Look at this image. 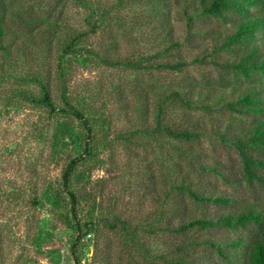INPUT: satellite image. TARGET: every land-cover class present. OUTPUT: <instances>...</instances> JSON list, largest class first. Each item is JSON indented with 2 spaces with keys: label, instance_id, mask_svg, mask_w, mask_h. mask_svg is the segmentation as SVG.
Listing matches in <instances>:
<instances>
[{
  "label": "rangeland",
  "instance_id": "1",
  "mask_svg": "<svg viewBox=\"0 0 264 264\" xmlns=\"http://www.w3.org/2000/svg\"><path fill=\"white\" fill-rule=\"evenodd\" d=\"M85 1L96 8L101 4L111 9L103 29L90 35L85 46L101 54L109 51L116 60L148 57L151 61L146 64H155L152 66L168 61L183 62L184 68L135 71L124 64L118 68L104 65L90 54L74 60L72 91L81 96L89 94L94 106L105 110L110 127L108 145L100 147L96 157L81 168V183L89 193L81 199L80 215L84 221L96 223L91 237L86 236L80 247L82 264H234L211 249L204 239L242 236L251 240L258 232L255 224L207 231L194 229L189 233L194 237L178 233L176 228L183 212L187 217H215L239 212L241 204L246 202L264 203V184L248 179L241 155L231 141L249 128L258 115L240 113L225 105L226 101L241 97L252 85L233 68L214 61L230 64L240 57L239 49L217 52L214 49L235 30L240 17L229 12L226 18L195 17L190 22L183 11L187 6L185 0H167L164 15L169 24L164 28L162 14L156 9L150 11L152 5L147 0ZM193 7L189 0L190 13ZM88 14L89 8L77 0H0L4 38H13L15 34L20 41L28 42L26 37L32 33L39 42L36 46L26 43L25 53L17 49L18 45L11 49V61L18 64L13 72L0 49V77H3L0 80V264L2 260L5 264H73L72 230L50 212L56 206L43 196L49 184L58 183L69 154L63 148L66 142L56 145L54 139L59 121H48L44 110L12 94L22 85L16 75L34 72L39 67L49 68L45 63L49 50L55 72L67 38L89 29ZM27 19H36L38 23L28 26L22 21ZM165 33L170 39L161 43ZM176 41L178 45H171ZM169 45V51L160 56ZM186 80L191 87L195 85L194 91L199 94L193 95L194 107L184 110L180 102L171 101L165 112L166 121L176 128L196 130L200 134L198 139L153 138L141 133L129 140L122 137L141 129L137 112L140 93L149 99L152 118L162 92ZM54 95L60 102L56 83ZM121 103L125 104L124 108ZM148 122L150 125L152 119ZM111 140L114 141L109 145ZM253 153L264 157V151L253 150ZM191 156L194 160L196 156L210 163L221 162L229 176L227 180L206 173L197 186L205 191L232 194L240 201L229 205L202 204L187 194L180 196L175 189L180 180L176 166L180 161L182 173L192 172L188 170ZM33 183L43 191L40 196L43 205L30 202ZM19 190H27L21 194L22 198H18ZM109 215L111 219L118 216L128 221L137 232L135 241L106 227L102 221Z\"/></svg>",
  "mask_w": 264,
  "mask_h": 264
},
{
  "label": "trees",
  "instance_id": "2",
  "mask_svg": "<svg viewBox=\"0 0 264 264\" xmlns=\"http://www.w3.org/2000/svg\"><path fill=\"white\" fill-rule=\"evenodd\" d=\"M77 1L89 8V14L87 15L89 29L74 33L67 38L61 48V55L57 58L54 68L55 72L51 68L52 59L50 58H52V52L49 50L45 57V63L49 68L39 67L34 72L29 71L16 75L17 81L22 85L13 90L12 95H16V97L26 101L36 109L44 110L47 113L48 121H59L54 139H56V145L66 142L63 144L66 145V147H63L66 149V153H69L67 154L66 164L58 183L56 185L49 184L44 193L43 191L40 192L39 187L35 183L32 184L29 194L30 202L35 206L43 205V200L40 197L42 193L46 199L53 202L56 208H50V212L73 233L70 245L73 264H82L83 250L80 247L82 248L84 245L83 239L95 230L96 223L93 220L84 221L80 215L81 199L87 198L86 195L89 193L87 188L84 189L85 185L81 183V168L96 157L100 147L108 145L107 135L110 127L105 110L100 111L102 107L96 108L89 94L88 96H81L72 91L70 80L74 71V60L79 56H89L90 54L98 58L104 65L118 68L124 64L126 68L135 71L152 70L153 67L182 70L184 63L165 61L152 66L155 64H146L151 61L148 57H134V60L121 61L113 58L109 51L101 54L90 46H85L84 43L89 40L90 35L96 34L103 29L111 9L105 5L101 6V4L96 8L89 5L90 1ZM190 2L194 4V11L191 13L188 11L189 0L184 1L187 6L183 10L190 22L195 17L226 18V14L229 12H233L240 17L235 23V30L227 35L226 40L219 44L218 48H214L216 52L218 49L236 51L239 49L240 57L230 64L214 61L228 69L233 68L238 74L248 79L251 83L250 85H252L241 97L236 100H228L225 105L240 113L253 112L258 115L249 128L244 129L243 133L235 136L231 141L241 155L243 170L248 179L259 180L264 184V157L256 156L253 153V150L264 151V0H190ZM147 3L152 5L150 6V11L156 9L158 13L162 14L161 24L165 28L169 24L164 15L168 8L167 0H147ZM252 8H255V10L253 11ZM22 21L28 26H34L38 23L36 19ZM168 34L165 33L161 43L170 39ZM4 37H6L4 15H0V49L5 52L13 72L18 64L14 60L11 61V49L18 45L17 49L25 53L26 43L35 44L36 46V43L39 45V42L32 33L26 37L28 42L20 41L15 34L10 39ZM178 44V41L171 42V45ZM171 45L165 46L159 55L161 56L168 52ZM13 74H11V77ZM2 79L3 77H0V80ZM54 83L57 84L59 89L60 102H57L54 95ZM30 84L34 87L28 88ZM194 86L191 87L190 81L186 80L178 84L176 88L163 91L162 97L157 101L156 111L152 118H150L149 99L146 94L140 93L137 112L141 129L122 137L129 140L137 133H141L153 138L155 136L168 137L186 141L198 139L200 134L196 130L173 127L171 122L166 121L165 113L170 103H172L171 101L180 102L185 108L184 110L192 109L194 107L192 102L195 101L193 100V95L197 93L194 91ZM197 95L199 94L197 93ZM121 105L124 108L125 104L121 103ZM150 119H152V122L149 125L148 121ZM223 138H226L224 134ZM112 141L114 140L108 142L109 145ZM191 155L195 154L192 153ZM196 156L195 160L193 156L188 159V170L192 172L182 173L183 168L180 161L176 166V170L181 173H179L180 180L175 186V189L179 191V195L187 194L194 201L202 204L229 205L239 202L240 199L232 194L222 193V191H205L197 186L202 182L203 174L206 173H213L227 180H229V176L225 173L227 170L221 162L210 163L199 160ZM26 191L19 190L18 198H22L21 194ZM185 213L183 212L179 216L180 225L176 228L178 233L189 234L194 229L207 231L214 228H235L240 225L255 224L258 232L251 240H245L242 236L229 239L221 238L220 240L206 238L204 243L208 244L211 249L217 251L221 257L231 263L264 264V203L246 202L241 204L239 212L233 211L215 217H187ZM102 222L106 227H110V229L121 234L129 235L131 241H135L137 232L130 228L128 221L122 220L118 216H114L111 219L109 215ZM190 236L194 237L193 235ZM2 264H5L3 260Z\"/></svg>",
  "mask_w": 264,
  "mask_h": 264
},
{
  "label": "built area",
  "instance_id": "3",
  "mask_svg": "<svg viewBox=\"0 0 264 264\" xmlns=\"http://www.w3.org/2000/svg\"><path fill=\"white\" fill-rule=\"evenodd\" d=\"M87 236L91 237V234H88ZM84 264V263H83Z\"/></svg>",
  "mask_w": 264,
  "mask_h": 264
}]
</instances>
